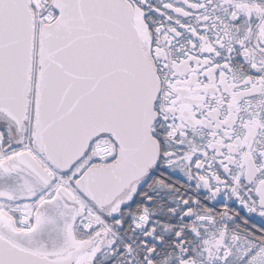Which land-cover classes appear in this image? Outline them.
<instances>
[{"label":"snow or ice","instance_id":"1","mask_svg":"<svg viewBox=\"0 0 264 264\" xmlns=\"http://www.w3.org/2000/svg\"><path fill=\"white\" fill-rule=\"evenodd\" d=\"M0 264H264V0H0Z\"/></svg>","mask_w":264,"mask_h":264}]
</instances>
